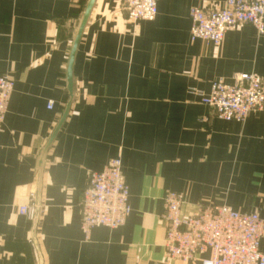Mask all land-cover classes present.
I'll return each instance as SVG.
<instances>
[{"label": "crops", "instance_id": "0c3cea01", "mask_svg": "<svg viewBox=\"0 0 264 264\" xmlns=\"http://www.w3.org/2000/svg\"><path fill=\"white\" fill-rule=\"evenodd\" d=\"M88 1L0 0V76L14 83L0 129V264H200L166 263L163 197L181 193L183 213L228 205L264 220V111L222 121L187 91L235 74L264 81V32L242 24L219 46L190 41L191 8L225 0H157L155 19L139 23L122 0H96L75 52L73 100L46 153L34 244L33 219L18 209L35 208L37 160L69 99L66 67ZM116 157L131 212L86 240L82 192Z\"/></svg>", "mask_w": 264, "mask_h": 264}, {"label": "built area", "instance_id": "2783aa9c", "mask_svg": "<svg viewBox=\"0 0 264 264\" xmlns=\"http://www.w3.org/2000/svg\"><path fill=\"white\" fill-rule=\"evenodd\" d=\"M132 23L151 22L157 14V0H122ZM190 41L201 40L219 46L224 35L246 24L264 32V0H225L217 9L191 8ZM14 89L13 81L0 76V129ZM187 93L209 108L216 119L244 122L254 111H264V81L255 74H235L230 82L217 79L207 93L189 88ZM51 108V105L48 106ZM181 193L163 197L165 224L163 250L166 263L198 260L200 264H264L260 242L264 220L257 209L239 213L228 205L197 206L183 213ZM19 214L33 219L34 205H23ZM129 191L121 172V160L113 158L99 172H91L80 199V228L86 240L94 228L117 229L129 216Z\"/></svg>", "mask_w": 264, "mask_h": 264}, {"label": "water", "instance_id": "95a60500", "mask_svg": "<svg viewBox=\"0 0 264 264\" xmlns=\"http://www.w3.org/2000/svg\"><path fill=\"white\" fill-rule=\"evenodd\" d=\"M95 1L96 0H89L88 1L87 6H86L85 11H84L83 18L80 22L77 34L74 38V41H73V44H72V47H71V50L69 53L68 63H67V67H66V84H67V93H68V97H69L68 102L65 106V109L62 113V116H61L57 126L55 127L53 133L51 134L49 140L47 141L46 145L44 146V148L41 151V154L37 160V165H36V169L38 171L37 198H36V203H35V212H34L33 227H32V239H33L34 244H35V240H34L35 227L37 224V220H38V216H39V207H40L41 174H42V169H43V165L45 162L46 153H47L48 148L52 144L54 138L56 137L59 129L61 128L62 124L64 123V121L68 115L70 105H71L72 100H73L72 68H73L75 52H76L77 45H78L79 40L81 38L82 32L86 26L87 20L89 18L91 9H92Z\"/></svg>", "mask_w": 264, "mask_h": 264}]
</instances>
